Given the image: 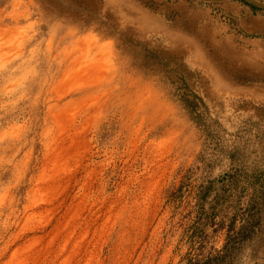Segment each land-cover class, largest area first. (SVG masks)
Segmentation results:
<instances>
[{
	"label": "rangeland",
	"instance_id": "rangeland-1",
	"mask_svg": "<svg viewBox=\"0 0 264 264\" xmlns=\"http://www.w3.org/2000/svg\"><path fill=\"white\" fill-rule=\"evenodd\" d=\"M256 9L0 0V264H264Z\"/></svg>",
	"mask_w": 264,
	"mask_h": 264
},
{
	"label": "trees",
	"instance_id": "trees-1",
	"mask_svg": "<svg viewBox=\"0 0 264 264\" xmlns=\"http://www.w3.org/2000/svg\"><path fill=\"white\" fill-rule=\"evenodd\" d=\"M258 10V9H256ZM256 225L252 222L249 221V225H247V227L244 228V230L242 231V233L238 232L236 234V236L233 238V240H231V245L226 248L227 251H230L231 249H235L237 247L238 244L243 243L246 240H249L252 238V235L255 231ZM214 261H218V264H223V261H225V259H216ZM213 262V260H212ZM212 262H210L209 264H211Z\"/></svg>",
	"mask_w": 264,
	"mask_h": 264
},
{
	"label": "water",
	"instance_id": "water-1",
	"mask_svg": "<svg viewBox=\"0 0 264 264\" xmlns=\"http://www.w3.org/2000/svg\"><path fill=\"white\" fill-rule=\"evenodd\" d=\"M206 4H226L231 2L243 1L253 5L255 8L264 11V2L259 0H194Z\"/></svg>",
	"mask_w": 264,
	"mask_h": 264
},
{
	"label": "crops",
	"instance_id": "crops-1",
	"mask_svg": "<svg viewBox=\"0 0 264 264\" xmlns=\"http://www.w3.org/2000/svg\"><path fill=\"white\" fill-rule=\"evenodd\" d=\"M262 1H264V0H262Z\"/></svg>",
	"mask_w": 264,
	"mask_h": 264
}]
</instances>
